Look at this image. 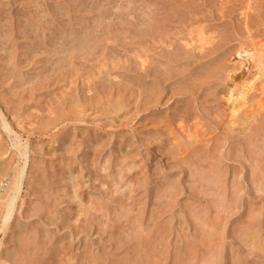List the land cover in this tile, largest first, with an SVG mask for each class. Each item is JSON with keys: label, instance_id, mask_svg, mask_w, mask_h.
Wrapping results in <instances>:
<instances>
[{"label": "rangeland", "instance_id": "1", "mask_svg": "<svg viewBox=\"0 0 264 264\" xmlns=\"http://www.w3.org/2000/svg\"><path fill=\"white\" fill-rule=\"evenodd\" d=\"M88 1L0 0L1 178L28 145L0 264H264V95L234 112L226 78L240 45L264 62V1L114 0L109 41Z\"/></svg>", "mask_w": 264, "mask_h": 264}, {"label": "bare ground", "instance_id": "2", "mask_svg": "<svg viewBox=\"0 0 264 264\" xmlns=\"http://www.w3.org/2000/svg\"><path fill=\"white\" fill-rule=\"evenodd\" d=\"M87 1V0H86ZM90 1V3L91 4H89V11H91V12H97V19H100L98 22H97V24H96V28L97 29H99V28H101L100 29V33H98V37H100V34H101V37L103 38L104 36H106V40L107 41H109V40H111V38H110V36H111V34H112V28L115 26V24H114V26H113V24H111V22H113V21H111L110 22V19H113V17H112V14L110 13V9H108V10H105L103 7H104V5L103 4H108V5H111V3H113L114 2V0H89ZM88 1V2H89ZM118 1V0H117ZM120 2L122 1V0H119ZM118 1V2H119ZM124 1V0H123ZM128 2H127V4H129V6H131V3H132V0H127ZM150 1V0H149ZM156 1V0H155ZM161 1V0H160ZM162 1H164V0H162ZM171 1V0H170ZM169 1V2H170ZM239 1H241L240 3H242L246 8H248V7H253V5L254 4H256L257 3V1L258 0H239ZM262 1H264V0H262ZM82 2H83V0H81V1H77V0H75V2L74 3H78V6H81L80 4H82ZM148 1L146 0L145 1V3H147ZM159 2V1H158ZM168 2V1H167ZM168 2V3H169ZM173 2V1H172ZM122 3V2H121ZM162 3V2H161ZM174 3V2H173ZM187 3V2H186ZM84 4V3H83ZM149 4V3H148ZM151 4V3H150ZM178 4V3H177ZM177 4H173V5H175L173 8H175L176 7V9L179 11L181 8H179V7H182V6H179V7H177L178 5ZM182 4V3H181ZM192 4V3H191ZM147 5V4H146ZM145 5V6H146ZM185 5H187V4H185ZM185 5H183V6H185ZM189 5V4H188ZM201 5V4H200ZM85 7H88V6H86V4L84 5ZM128 6V9L127 10H130V8L131 7H129ZM147 6H150V5H147ZM152 6H154V5H152ZM151 6V7H152ZM171 6H172V4H171ZM170 6V7H171ZM194 6V5H193ZM193 6H188V7H192L193 8ZM202 6V5H201ZM83 7V6H82ZM117 7H118V5H117ZM117 7H115V8H117ZM134 7V6H133ZM141 7V6H140ZM188 7H186V8H188ZM120 8V7H119ZM119 8H117V10L116 11H118V10H120ZM149 8V7H148ZM138 9V8H137ZM146 9H147V7H146ZM155 9V8H154ZM126 10V9H125ZM148 10H151V9H148ZM156 10H157V8H156ZM171 10H172V8H171ZM174 10V9H173ZM48 11H50V10H48ZM60 11V10H59ZM123 11H124V9H123ZM135 11V10H134ZM181 11V10H180ZM183 11H185V10H183ZM126 12V11H125ZM124 12V13H125ZM129 12V11H128ZM131 12H133V11H131ZM143 12V11H142ZM146 12V11H145ZM145 12H143V13H145ZM156 12V11H155ZM117 14H118V12H116ZM115 13V14H116ZM130 13V12H129ZM134 13V12H133ZM147 13V12H146ZM153 13V12H152ZM171 13H175V11L174 12H171ZM179 13V12H178ZM49 14V15H48ZM46 13V15H48V16H50L51 15V17H52V14H50V12L49 13ZM55 14V13H54ZM57 14V13H56ZM59 14V13H58ZM62 14V13H61ZM60 14V15H61ZM117 14L115 15V16H117ZM120 14V13H119ZM128 14V13H127ZM131 14V13H130ZM130 14H128V16L130 15ZM137 14V13H136ZM155 14H157V12L155 13ZM159 14V13H158ZM176 14V13H175ZM174 14V15H175ZM59 15V16H60ZM147 15V14H146ZM145 15V16H146ZM168 15V14H167ZM172 15V14H171ZM177 15V14H176ZM184 15V14H183ZM130 16H132V14L130 15ZM134 16H135V14H134ZM137 16V15H136ZM144 16V17H145ZM149 16V15H148ZM147 16V17H148ZM179 16V15H178ZM120 17V16H119ZM123 17V16H122ZM140 17H142V16H140ZM144 17H143V19H144ZM169 17V16H168ZM168 17L166 18V19H168ZM171 17V16H170ZM173 17V16H172ZM183 17V16H182ZM198 17V16H197ZM43 18V17H42ZM46 18V17H45ZM44 18V19H45ZM118 17H116V19H117ZM121 18V17H120ZM126 18H127V15H126ZM146 18V17H145ZM151 18V19H150ZM150 18H148V20H149V22H152L154 19V17L152 18L151 16H150ZM178 18V17H177ZM176 18V19H177ZM136 19V18H135ZM163 19V18H162ZM161 19V20H162ZM172 19H174V18H172ZM182 19V18H181ZM196 19V18H195ZM198 19V18H197ZM43 20V19H42ZM48 20V19H47ZM49 20H52L51 18L49 19ZM48 20V21H49ZM108 21V23H110V25L108 26V27H103L104 25H103V21ZM127 20V19H126ZM142 20V19H141ZM164 21H166L165 20V17H164V19H163ZM187 20V19H186ZM125 21V20H124ZM137 21V20H136ZM143 21V20H142ZM154 21H156L155 23L157 24V23H159L158 21H160V20H158V18L156 19V17H155V20ZM171 21V20H170ZM173 21V20H172ZM177 21V20H176ZM178 21H180L181 22V20H178ZM185 21V20H184ZM51 22V21H50ZM145 22V21H144ZM143 22V23H144ZM174 22V21H173ZM182 22H183V20H182ZM197 22V21H196ZM195 21H194V23H196ZM44 23L45 24H47V22H45L44 21ZM52 23V22H51ZM134 23H136V22H134ZM138 23V22H137ZM136 23V24H137ZM154 23V22H153ZM175 24H176V22H174ZM173 23V24H174ZM193 23V24H194ZM125 24H126V22H125ZM172 24V25H173ZM187 22H183L182 23V25H183V28L184 29H187L188 27H187ZM108 25V24H107ZM147 25H148V23H147ZM179 25H181V24H179ZM181 25V26H182ZM122 26V25H121ZM141 26H143V25H141ZM149 26V25H148ZM153 26V25H152ZM174 26V25H173ZM191 26H193V25H191ZM146 27V26H145ZM148 28V27H147ZM177 28V27H176ZM191 28V27H190ZM197 28H198V26H197ZM201 28V27H200ZM88 29V28H87ZM95 29V28H94ZM93 29V30H94ZM195 29V28H194ZM90 30V29H89ZM88 30V31H89ZM151 30V29H150ZM203 30V29H202ZM94 31H97V30H94ZM153 31V30H152ZM151 31V32H152ZM196 31V29L195 30H193V29H190L189 31H188V36H190L189 38H186L188 41H185V40H183V45L184 46H180V47H182V50L184 51V50H186L185 51V53H187V52H189V51H187V50H198V52H199V54H200V58L201 59H203V57H205V56H203V55H206L205 53H208V49H207V51H205V49H206V47H205V45L207 46V44L209 45V41H208V39L206 40L205 39V35H204V33H203V31H198V39H197V42H195L196 40H194L193 38H191V36L194 34V32ZM143 32V31H142ZM141 32V33H142ZM79 33V32H78ZM94 33H96V32H94ZM93 31L92 30H90L89 31V35H91L92 37L89 39V41H92L93 39H95V40H93L92 42H94V43H92V45H90V46H87V48L86 47H84L83 49L80 47V45H79V47L81 48L80 50H83L82 51V53H84L85 52V48H86V50H87V52H88V50H89V48L91 49V48H93L95 45H97V42H95L96 41V39H98L97 38V36H95V37H93ZM97 33L95 34V35H97ZM145 33V32H144ZM180 33V32H179ZM179 33H177V34H179ZM196 33H197V31H196ZM77 34V32H74L73 33V35H74V39L76 40L79 36L78 35H76ZM81 34V33H80ZM85 34H88V32L87 33H85ZM128 34H130V33H128ZM137 35V34H136ZM151 35V34H150ZM170 35V34H169ZM168 35V36H169ZM85 36V35H84ZM86 36H88V35H86ZM85 36V37H86ZM132 36V35H131ZM140 36V35H139ZM81 37V36H80ZM100 37V38H101ZM113 37V36H112ZM135 37V36H134ZM114 38H116V37H114ZM136 38V37H135ZM142 38V37H141ZM149 38H150V36H149ZM148 38V39H149ZM171 38V37H170ZM170 38H168V40L170 39ZM74 39H71V43L74 41ZM153 39H155V36H154V38ZM212 39H214L213 37H212ZM101 40V39H100ZM144 40V39H143ZM81 41V40H80ZM79 41V42H80ZM86 41V40H85ZM89 41H86V42H88L89 43ZM102 41V40H101ZM113 41V40H112ZM140 41H141V39H140ZM148 41H150V40H148ZM155 41V40H154ZM160 41V40H159ZM211 41V40H210ZM222 41H223V39H222ZM226 41V40H225ZM78 42V43H79ZM106 42V41H105ZM116 42V41H115ZM156 42H158V41H156ZM193 42H195V43H193ZM212 42H213V40H212ZM215 42V41H214ZM80 43H82V42H80ZM110 43H111V41H110ZM114 43V42H113ZM117 43V42H116ZM137 43V42H136ZM135 43V44H136ZM142 43V41L140 42V45H144V44H141ZM155 43V42H154ZM165 43V42H164ZM164 43H162V44H164ZM169 43H171V42H169ZM99 44V43H98ZM109 44V43H108ZM139 43H137L135 46L136 47H138L139 45H138ZM147 44V43H146ZM150 44V43H149ZM151 44H152V42H151ZM193 44H197V46L198 47H196V48H192V49H188V48H190V46H192ZM212 44V43H211ZM210 44V45H211ZM221 44V43H220ZM85 45V44H84ZM83 45V46H84ZM118 45V44H117ZM153 45V44H152ZM151 45V46H152ZM155 45V44H154ZM156 45H158V43H156ZM173 45V44H172ZM195 45H193V46H195ZM224 45V44H223ZM62 46V45H61ZM82 46V47H83ZM108 46V45H107ZM134 46V47H135ZM147 46H149V45H147ZM149 47V48H151L152 50H153V47ZM168 46V48L169 47H171V44H169V45H167ZM216 46V45H215ZM215 46H213L212 48H214ZM218 46H219V42H218ZM109 47V46H108ZM135 47V48H136ZM96 48V47H95ZM142 48H144V46L142 47ZM149 48L147 49L146 47L144 48V50L146 49V51H148L149 50ZM156 48V47H155ZM154 48V49H155ZM217 48V47H216ZM219 48H220V46H219ZM219 48H217V49H219ZM221 48H222V45H221ZM79 49V48H78ZM94 49V48H93ZM113 49V48H112ZM114 49H115V47H114ZM137 49V48H136ZM135 49V50H136ZM150 49V50H151ZM76 51V48H69L66 44L63 46V48L60 50V53L61 54H63V56H62V58L61 59H59L60 61H62L63 63H65L66 64V62H67V58H69V57H72V59H74V58H76V56L73 58V55H75V51ZM92 50V49H91ZM90 50V51H91ZM94 50H96V49H94ZM139 50V49H138ZM143 49H142V51H144ZM149 50V51H150ZM210 50H211V48H210ZM89 51V52H90ZM154 51V50H153ZM193 51H190V52H193ZM205 51V52H204ZM213 51V50H212ZM212 51H210V52H212ZM215 51H218V50H215ZM79 52V51H78ZM136 52V51H135ZM145 52V51H144ZM151 52V51H150ZM203 52H204V54H203ZM210 52H209V54H210ZM81 53V54H82ZM92 53V52H91ZM130 54V53H129ZM135 54V53H134ZM137 54V53H136ZM145 54V53H144ZM143 54V55H144ZM179 54V53H178ZM201 54H203V55H201ZM209 54H207V56L209 55ZM212 54V53H211ZM210 54V55H211ZM137 55H139V52H138V54ZM182 55H185L184 53L182 54ZM189 54L187 53V56H188ZM235 55H237V57H238V59H237V62H235V63H239V65H241L240 66V68L242 69V74H240V75H237L238 74V72H237V74H236V72H234V70H233V72H232V70H227V72H226V78H228V79H231V80H233V82H234V89H236V93L235 94H233V93H230L229 94V101L231 100L232 101V108H233V111L234 112H237V111H240V109L242 108V107H244L246 104H247V101H248V96H250V93L252 92L253 93V91H255V92H257V93H259L261 96L262 95H264V62L262 61L263 59H261V58H263V57H259L258 55H257V53L254 51V50H252V49H250V48H247V47H244V48H242V46L240 45V47L238 48V50H236V53H235ZM141 56V55H140ZM166 56V55H165ZM186 56V57H187ZM190 56H191V54H190ZM231 56V55H230ZM138 57V56H137ZM162 57H163V55H162ZM168 57V56H167ZM180 57V56H179ZM185 57V56H184ZM209 57V56H208ZM208 57H206V58H208ZM142 58V57H141ZM141 58H138V59H141ZM183 58V57H182ZM188 58V57H187ZM90 59V58H89ZM112 59V58H111ZM144 59V58H143ZM140 60L142 63H146V61L147 60ZM146 59H148V57L146 58ZM168 59H169V57H168ZM186 59V58H185ZM200 59V60H201ZM88 60V59H87ZM90 60H92V59H90ZM178 61H179V59H177ZM182 60V59H181ZM59 61V62H60ZM69 61V60H68ZM71 61V60H70ZM74 61V60H73ZM111 61V60H110ZM114 61V60H113ZM115 61H117V60H115ZM114 61V62H115ZM168 61V60H167ZM170 61H172V60H170ZM169 61V62H170ZM121 62V61H120ZM148 62V61H147ZM177 62V61H176ZM234 62V61H233ZM57 63V62H56ZM62 63V64H63ZM74 63V62H73ZM72 63V64H73ZM69 64H71V62L69 63ZM116 64H117V62H116ZM104 65H106V64H104ZM223 64H221L220 66H222ZM236 65V64H235ZM255 66L256 68L255 69H257V71L255 72V73H253L252 74V72H251V75H249V74H245V71H244V69H246L247 68V70H249L250 68H251V66ZM63 66V65H62ZM219 66V67H220ZM237 67V66H236ZM217 69V68H216ZM219 69V68H218ZM223 69H225V68H223ZM237 69V68H236ZM235 69V70H236ZM252 69H254V68H252ZM223 71V70H222ZM239 71V73H241V70H238ZM253 71V70H252ZM220 72V71H219ZM224 72V71H223ZM222 72V73H223ZM50 73V72H49ZM53 73V72H52ZM51 73V74H52ZM51 74L50 75H47L48 77L50 76V78H51ZM221 74V73H220ZM48 79V78H47ZM42 82V81H41ZM38 83H39V80H38ZM234 89H232V91L234 90ZM255 95H257V94H255ZM254 95V96H255ZM263 97V96H262ZM230 101V102H231ZM248 105V104H247ZM246 107V106H245ZM233 113V112H232ZM4 127H5V130H7V131H9V133L11 134V129H10V127H9V125H7V124H5L4 125ZM15 140H16V142H15V144H14V147H15V149H17L19 152H20V154H21V157L23 158V165L22 166H20L18 169H15L14 168V171L12 172V174L11 175H8V173H9V171H7V172H5V175H3V177L1 178L0 177V234H4L5 233V231L7 230V228L9 227V225L12 223V221H13V219H14V216H15V212H16V206H17V202H18V199H19V197H20V193H21V190H22V184H23V176H24V171H25V167H26V163H27V153H26V150H27V147H28V145H27V142H26V144H24V145H21L20 143H19V138H17V137H15Z\"/></svg>", "mask_w": 264, "mask_h": 264}]
</instances>
